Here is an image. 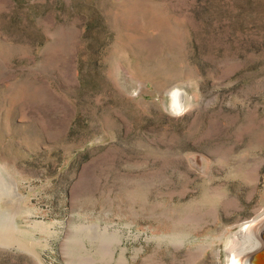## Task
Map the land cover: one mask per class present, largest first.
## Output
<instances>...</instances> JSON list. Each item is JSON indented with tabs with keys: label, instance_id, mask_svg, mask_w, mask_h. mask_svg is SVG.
<instances>
[{
	"label": "rangeland",
	"instance_id": "rangeland-1",
	"mask_svg": "<svg viewBox=\"0 0 264 264\" xmlns=\"http://www.w3.org/2000/svg\"><path fill=\"white\" fill-rule=\"evenodd\" d=\"M263 219L264 0H0V264H232Z\"/></svg>",
	"mask_w": 264,
	"mask_h": 264
},
{
	"label": "bare ground",
	"instance_id": "bare-ground-1",
	"mask_svg": "<svg viewBox=\"0 0 264 264\" xmlns=\"http://www.w3.org/2000/svg\"><path fill=\"white\" fill-rule=\"evenodd\" d=\"M176 106L177 108H179L178 105ZM251 227H252V223H248L245 226V228L241 230L242 231L241 233L245 232L246 234H244L243 240L241 241L242 247L239 249L238 254H235L232 260V264H241L239 260H240V256L243 253L244 255H247L246 256L247 258H249L251 254H254L259 249L261 250L260 252L264 251V238H261L260 234H259V237L254 236L253 235L254 233L251 232ZM0 229H1L0 230V241L5 242V243H11V241L14 239V227L11 225L2 227L0 225ZM21 247H23L24 249H28L27 245L22 244ZM31 253L35 254L33 253V251H31Z\"/></svg>",
	"mask_w": 264,
	"mask_h": 264
},
{
	"label": "water",
	"instance_id": "water-1",
	"mask_svg": "<svg viewBox=\"0 0 264 264\" xmlns=\"http://www.w3.org/2000/svg\"><path fill=\"white\" fill-rule=\"evenodd\" d=\"M251 232H253L254 236L259 237V234L261 235V238H264V219L259 221L251 222ZM250 231V230H249ZM252 235V237H253ZM261 250H257L254 254H251L249 258H247V255H244V253L240 256V262L241 264H264V251L260 252Z\"/></svg>",
	"mask_w": 264,
	"mask_h": 264
}]
</instances>
